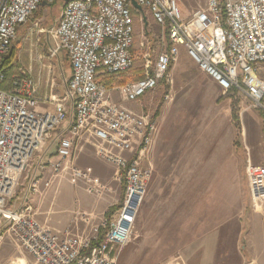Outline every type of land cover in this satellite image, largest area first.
<instances>
[{
    "label": "built area",
    "instance_id": "1",
    "mask_svg": "<svg viewBox=\"0 0 264 264\" xmlns=\"http://www.w3.org/2000/svg\"><path fill=\"white\" fill-rule=\"evenodd\" d=\"M134 1L140 10L131 0L64 2L46 29L50 55L64 52L70 66L65 92L56 94L51 86L42 92L29 68L12 73L2 68L18 28L41 3L53 0H0V225L36 264H120L113 251L118 254L133 237L152 175L146 157L157 131L149 114L121 101H138L170 81L180 48L224 93L234 91L264 111V0H203L187 15L182 0ZM133 13L140 21L149 15L157 25L159 51L153 61L144 55L141 78L108 86L105 80L133 66ZM84 137L95 143L97 155L113 165V179L123 184L120 202L101 216L90 235L51 230L36 219L28 197L20 207L9 205L20 176L29 178V194L38 193L40 183L50 188L58 174L73 184L83 182L90 194L105 193L107 184L92 182L74 164ZM135 138L136 152L124 156ZM56 140L54 155L42 156ZM37 168L50 177L36 176ZM244 171L250 207L264 214V166L248 162ZM91 217L78 215L86 225Z\"/></svg>",
    "mask_w": 264,
    "mask_h": 264
},
{
    "label": "rangeland",
    "instance_id": "2",
    "mask_svg": "<svg viewBox=\"0 0 264 264\" xmlns=\"http://www.w3.org/2000/svg\"><path fill=\"white\" fill-rule=\"evenodd\" d=\"M202 3L203 0H182L183 14L187 15ZM63 4L64 0H53L48 5H40L35 11V19L30 17L18 28L9 49L13 54L10 73L20 66L29 68L33 77L40 81L42 92L48 91L51 86L53 92L63 94L70 75L67 55L64 52H58L53 57L50 55L51 39L46 33V29L59 17ZM133 16L135 63L126 73L105 81L108 86L142 77L144 55L153 61L159 51L155 43L159 35L157 25L149 15H144L142 21L138 19L137 13H133ZM2 68H6L3 63ZM169 74L170 81L160 82L153 92L141 100L143 111L156 122L157 128L146 157L151 164L152 175L134 223L133 237L125 246V249H131L122 253L118 260L121 264H127L126 261L128 264H152V259L166 251H173V254L183 251L181 256L184 257L190 250L200 251L210 241V236L218 233V254L213 264H222L219 259L227 255L230 263L234 264L236 255L230 248L234 244L236 223L232 219L225 220L224 214L220 212L224 206L217 199L223 194V189L214 188L209 193L204 183L214 175H218L216 180H220L219 177L225 173L243 176V180V164L246 161L243 164L239 161V134L242 127L245 130L244 123L251 124V120H247V117H251L248 114L250 106L245 99L235 97L236 93H224L194 64H184L178 59L170 67ZM210 84L214 85V89L209 87ZM116 96H119L118 93L113 94L115 99ZM255 111L259 117L260 113ZM234 114L238 116V124L234 121ZM249 128L247 132H250ZM55 143L50 141L41 155L48 156ZM37 174L45 179L50 177V172L43 169L37 168ZM23 179L19 177L14 194L19 195V188L24 186L21 201L28 197L32 204L27 185L29 180L25 178L26 182L23 183ZM58 182H66L80 189L83 198L81 200L79 197L78 200L82 203L89 201L102 205L100 211H83L85 213L106 215L121 199V182L117 181L118 184L113 181L119 186L118 191L114 190L117 187L113 186L112 189L111 184H107L108 190L97 196L88 193L83 183H70L64 174L52 178L48 189L40 183L36 195L43 197ZM197 185L200 188L197 190L198 198L195 195L194 200L196 189L192 186ZM75 201L78 202L77 198ZM32 206L37 214L38 206ZM145 232L147 235H144ZM1 234L5 236L0 239V264H36L27 252L6 236L4 227L0 225Z\"/></svg>",
    "mask_w": 264,
    "mask_h": 264
},
{
    "label": "crops",
    "instance_id": "3",
    "mask_svg": "<svg viewBox=\"0 0 264 264\" xmlns=\"http://www.w3.org/2000/svg\"><path fill=\"white\" fill-rule=\"evenodd\" d=\"M178 59L183 61L184 64L190 63L195 65V63L187 56L184 49L182 48H180ZM135 60L136 57L134 53V63ZM69 70H70V66H69ZM198 71L203 73L205 76H207L204 72L200 71L199 69ZM109 79L110 78H108L107 80ZM209 87L211 89H214L213 84H210ZM149 93H147L146 95H148ZM230 93L233 94L235 92L230 91ZM146 95H144L142 98H140L138 101L135 102H129V101L127 102L121 101V102L126 108L136 112H140L143 111L144 108V106L141 105V100L145 98ZM234 95L235 97L243 98L238 94H234ZM114 100L119 101L117 96L116 99L114 98ZM245 100L249 104V101L247 99ZM239 108L240 110H242L241 106H239ZM254 109L257 110L261 116L260 115L259 117L256 116L255 113L257 112ZM250 110L251 111L248 112V114H250L251 117H247V120H251V124L246 122L245 125L244 123L245 130L242 127V130L239 134V141L241 144L240 154L238 152V154L240 155L239 161L240 163L242 162V164L244 161H246L247 163L250 161L253 164L264 166V118H263L264 111L253 107L252 108L250 107ZM244 112L247 113L246 110H244ZM250 125H252L251 128H249ZM248 128L250 132L249 131L247 132ZM55 142H56L55 143L56 146L57 140ZM137 145H138V139L135 138L132 148L129 151L124 152L123 155L126 157L133 156V154L137 150ZM54 149L53 151L49 152V155L51 156L54 155L53 153ZM74 164L80 170L86 172V174L89 176V179L92 182L111 184L112 189L114 186L117 187L114 190L118 191L119 186L113 183L114 181L112 177L114 171L113 165L103 160H100L96 152L95 143L88 140L87 137H84L81 141L80 148L77 151L76 157L74 158ZM245 164L243 165L245 166ZM34 174L36 176L39 175L37 174V170H35ZM217 176L218 175L212 176L210 181L204 183V188H207L209 193L214 188L217 189L222 188L224 191L223 194L221 193L222 195L219 196L217 200L218 202H220V205L224 206L222 210H220V212L224 214L225 220L232 219L236 223V228H235L236 231L233 235L235 238L234 244H232L230 248L232 253L236 255V262L234 264H250V263L264 264V214H261L251 209L249 204V193H248L245 176L242 181H241V177L243 176H238L235 175L234 173H232L231 175H229V173H225L222 177H219L220 180H216ZM26 179L29 180V178ZM26 179L24 178L22 182L25 183ZM79 183H83V182H79ZM119 185L121 187V193L123 194V184L121 183ZM23 187L24 186L19 188L20 189V192H18L19 195H17V193L14 194L13 196L14 198L9 200L10 206L17 208L25 203L24 201H21L24 193ZM192 188L194 190L196 189V193L194 192V200H196V198H198L197 190L200 187L197 185L196 187L192 186ZM122 194H121V198H122ZM195 195L197 196L196 198ZM79 197H81L82 200L83 194L80 191V189L75 188L71 186L69 183L67 184L66 182H58L53 188L50 189V191L48 190V192H46V194L43 197L37 196L36 193L30 194L32 205L38 206L39 211L35 217L39 222L45 223L51 230L58 233H63L65 230H68L71 233L90 235L93 232L94 227H96L99 224L101 216L94 215L93 213H91L92 217L90 218L89 223L86 225L81 220H79L78 215L90 210L100 211L102 209V205L99 202L93 203L87 201L82 203L80 200H78ZM75 198H77L78 202L75 201ZM15 199L18 200V202H16ZM194 209H195V205H194ZM147 231L148 230H146V232ZM146 232L144 235H147ZM219 235L220 234L218 233L212 234L210 236V241L204 244L203 248L200 251L190 250L188 251V253L191 254L187 255L188 254L187 253L185 255L186 257L181 256L183 251L182 252L180 251L179 254L177 253V251L174 254L173 251L172 252L168 251L171 252V254L168 253L167 251L162 252V254L158 255V257L152 259L153 261L152 264H159V263L166 264L167 262H171L169 264H213L216 258V254H218L217 249H218L219 240L217 239V237ZM154 243H156V240H154ZM130 249L131 248L125 249L124 247L121 251L118 252V254L114 250L113 255L117 256V261L120 263L118 259L120 258L121 254L125 253L127 250ZM225 254L228 253L226 252ZM219 261L222 264L224 263L232 264L230 263V259L228 255L225 256L224 258H220ZM125 263L128 264V261H126Z\"/></svg>",
    "mask_w": 264,
    "mask_h": 264
},
{
    "label": "trees",
    "instance_id": "4",
    "mask_svg": "<svg viewBox=\"0 0 264 264\" xmlns=\"http://www.w3.org/2000/svg\"><path fill=\"white\" fill-rule=\"evenodd\" d=\"M39 8V7H38ZM37 8V9H38ZM36 9V10H37ZM35 10V11H36ZM35 11L32 13V15H31V17L33 18L34 17V14H35ZM34 19H35V17H34ZM13 54H12V52H9L4 58H3V65H5L6 66V71H7V73H10L11 71H12V68H11V64H12V62H13ZM7 64V65H6ZM106 81V80H105ZM238 116H237V114H234V121L238 124V118H237ZM116 208V206L113 208V210ZM112 210V211H113ZM102 235H103V232L102 231H100V233H99V240H101L102 239Z\"/></svg>",
    "mask_w": 264,
    "mask_h": 264
},
{
    "label": "water",
    "instance_id": "5",
    "mask_svg": "<svg viewBox=\"0 0 264 264\" xmlns=\"http://www.w3.org/2000/svg\"><path fill=\"white\" fill-rule=\"evenodd\" d=\"M67 1H69V0H64V2H67ZM131 3H132V6L134 8H136L137 10H140L141 9L140 6L134 0H131ZM41 5L43 6V5H48V4L45 3V2H43V3H41ZM250 264H252V263H250Z\"/></svg>",
    "mask_w": 264,
    "mask_h": 264
}]
</instances>
